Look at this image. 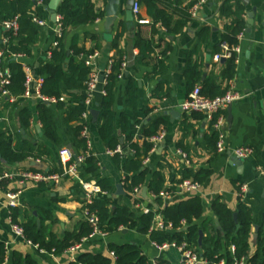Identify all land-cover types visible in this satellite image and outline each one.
<instances>
[{"label":"crops","instance_id":"crops-1","mask_svg":"<svg viewBox=\"0 0 264 264\" xmlns=\"http://www.w3.org/2000/svg\"><path fill=\"white\" fill-rule=\"evenodd\" d=\"M124 1L121 0L119 12L114 26L110 31L104 29V19H98L94 24L71 30L65 39L67 50L74 34L79 35L80 45L90 48L92 43L83 38L84 32L98 37L99 50L93 59V69L100 75L109 71L110 59L117 57V50L112 43L117 35L119 49L122 52L123 69L117 81L114 92V135L123 140L120 129V116L125 112L131 123L141 121L144 125L158 118H165V129L160 133L162 139L155 141L153 148L145 162V166L151 172L161 171L164 177L165 188L170 190V198L165 202L176 204L192 197H199L203 204V214L198 224L204 223L206 230L212 227V207L216 201H220L231 211H235L239 204L249 208L251 213L250 247L251 253L256 249V239L259 230L264 227V0H240L245 6V26L238 36L239 49L235 53L234 73L231 78L221 79L224 69V61L216 62L214 55L219 52V40L221 33L229 27L233 17L222 18L218 12L223 0H180L182 7L189 10L195 6L197 13L191 21L176 35L167 34L160 23H154L149 16L147 3L140 1L138 14L134 19V30L129 29L122 12ZM168 1V0H164ZM193 3V4H192ZM192 4V5H191ZM95 7L104 12L105 0H95ZM255 8L251 23L248 24V13ZM43 26H38L40 37L34 45L29 57H16L30 69L32 75L31 97L23 102L14 104L8 96H0V127L8 129L13 134L19 129L18 112L24 105L32 112L31 127L28 133L21 129V133L32 141H45L42 128L38 120L36 106L39 99L36 98L35 84L40 79L39 69L50 58V49L56 38L60 36L59 24L49 20L45 6H43ZM139 21H146L139 23ZM201 27H208L209 33L203 42H200L198 32ZM249 29V31H248ZM139 32L141 38L153 41L158 47L154 55L143 60L135 35ZM5 29L0 28V44L4 40ZM171 37V39L169 38ZM165 46L170 49L165 60L166 70L153 80L148 76L155 62L154 57ZM69 53V51H68ZM147 62V63H146ZM188 64L196 65L201 81L196 85L205 88V81L213 78L220 90H232L240 96L233 102L230 112H223V145L222 152L209 147L208 139L213 132L218 134L214 122L203 113H183L181 103L193 89L186 76ZM226 68V64H225ZM130 81L136 82L138 92V108L130 111L126 108V90ZM162 82V97H153L154 89ZM102 86L98 85L94 91L87 118V134L90 139L88 153L99 161V173L101 177H109L114 183V189L109 195H113L116 184L122 183L123 173L113 162L114 153H107V149L100 142L98 128L101 122L100 100L102 98ZM68 103L65 90L60 98ZM17 103V102H16ZM54 110V117L59 133L65 137L62 121L65 111L56 108V101H49ZM76 103V102H74ZM96 104L98 105L96 107ZM97 109L99 115L94 122L90 111ZM175 113V114H172ZM230 116V120L228 118ZM40 128V132L37 130ZM142 126V125H141ZM142 128V127H141ZM141 131V129H140ZM218 140V138H217ZM134 142H140L133 139ZM120 142V141H119ZM217 143V141H216ZM68 145V144H67ZM67 145L65 146L67 148ZM240 147H250L253 153L250 157L241 159L238 163L234 150ZM52 155L45 160H33L19 164H9L0 156L1 170L29 171V167L41 170L43 173H57L61 170L59 162V149L51 146ZM116 149V148H115ZM114 149V150H115ZM109 150V151H114ZM180 150L182 154L177 151ZM76 154L74 148L71 150ZM184 155V156H183ZM186 169L193 172L206 171L208 175L199 185L196 191L186 192L180 190L177 183L183 179ZM151 176V174H150ZM94 182V181H91ZM245 186L246 191L241 187ZM19 192V205L21 214L19 222L33 219L49 228L51 232L62 236L65 232L72 231L80 222L85 221L83 215L84 192L79 180L65 177L58 184L47 182L32 183L20 182L17 178L5 179L0 184V243L5 247V261L3 264H14L16 258H29L35 264H69L75 262L82 253H94L106 255L110 244H134L141 250L148 263L164 259L170 264H181L183 258L176 247H169L159 251L151 241L148 234H142L136 230L121 228L113 233H93L85 238L81 244L73 249L60 254H50L39 250L23 237L16 235L12 229V208L8 206L7 191ZM109 198L120 205L142 210L147 207L146 200L141 196L128 193ZM145 202H136L138 197ZM149 198V195L147 193ZM160 215V214H158ZM38 225V224H37ZM258 227L257 229L255 227ZM205 234H203V237Z\"/></svg>","mask_w":264,"mask_h":264},{"label":"trees","instance_id":"trees-1","mask_svg":"<svg viewBox=\"0 0 264 264\" xmlns=\"http://www.w3.org/2000/svg\"><path fill=\"white\" fill-rule=\"evenodd\" d=\"M48 1L0 0V21L18 17V29L16 31L5 30L4 40L0 44V51L3 53L2 65L9 72V83L5 89L8 91L9 97L16 98L14 104L23 102L25 99L22 94L25 90L26 72L25 64L20 59L13 61L11 58L14 56L29 57L32 54L33 47L40 37L34 18L42 20L43 6ZM137 1L147 3V12L154 23H160L170 35L180 33L192 19L189 6L182 7L180 0ZM218 12L222 18L233 17L230 26L226 27V31L224 29L220 35L219 47L222 42L234 47L238 44V36L243 32L245 26V6L240 0H223ZM57 15L60 17V36L56 38V45L50 49L48 62L41 66L38 71L42 79L39 92L46 99H55L56 108L65 111V117L62 121L65 137L58 131L54 110L50 103L40 100L36 110L45 141L35 142L21 133V129L28 133L32 119L31 110L24 105L18 112L19 129L14 134L8 129L0 127V156L5 162L12 165L23 163L28 159L45 160L52 155L51 146L61 150L67 144H71L76 153L75 156L83 157V163L79 167V178L84 182L94 181L102 191L110 194L115 183L109 177H101L98 172L99 161L95 156L88 153L87 139L82 135V130L88 125L83 114L89 111L84 100L87 97L86 88L91 72V68L85 64V61L86 57L99 50L98 37L84 32L83 38L92 43L90 48L80 45L78 34L73 35L68 50L65 44V39L71 30L94 24L98 19L103 18L104 12L95 7V0H62L58 6ZM208 33V27L200 28L198 32L200 42H203ZM120 36V34L117 35L112 43L113 48L117 50V57L110 59V70L105 74V83L102 86L104 95L100 100L101 122L98 128V137L107 150H114L117 146L121 147L122 153H114L113 162L123 173V188L126 192L133 193L135 189L140 192L143 187H146L149 195V201H146V204L150 211L143 213L141 210L120 205L111 201L107 196L98 197L92 203H86L83 200V208H87L91 214L98 218L97 230L102 233H113L121 228H128L142 234H148L151 241L159 245L174 243L179 246L185 243L199 258L212 264L218 263L221 259H225L226 263L230 264L234 258L238 260L245 258L251 264H264V227L259 230L256 249L251 253L249 240L252 224L251 213L245 205L239 204L235 211H231L225 204L216 201L212 207V227L206 230L204 223L198 224L203 214V204L199 197L195 196L176 204L165 203L158 197L160 192L164 190L170 192V190L165 188L161 171L151 172L145 166V160L154 146L151 138L159 135L165 129V118H158L144 125L141 121L131 123L128 115L122 112L120 129L123 142L120 143L114 135L112 106L115 87L123 69L122 52L118 45ZM135 42L143 60L154 55L155 48L158 47V43L155 45L153 41L141 38L139 32L135 35ZM169 49V46H165L154 57L155 62L151 65L149 80L162 75L166 70L165 60ZM234 61V52L229 58L224 59L222 80L233 76ZM186 76L193 87L201 81L196 65L188 64ZM162 85V82L158 83L154 89L153 97L160 98L163 96ZM2 90L3 88L0 87V96ZM64 90L68 96V103H64L60 99ZM138 92L136 82L130 81L126 90L125 103L126 108L130 111H135L138 108ZM225 92L220 90L213 78L206 80L205 88H201V93L209 98L223 95ZM139 124L142 125L137 138L140 142H134L136 132L134 126ZM216 141L217 134L213 132L208 139L209 147L213 150ZM73 161L71 160V162ZM28 169L37 173L41 172V170H36L33 167ZM183 175V179H191L201 184L208 172H193L186 169ZM136 202L143 203L145 201L139 196ZM20 214V209L12 208V224L22 229L26 241L37 246L39 250L50 254L68 251L95 233L93 225L85 220L80 222L72 231L58 236L51 232L42 220L39 226L37 222L29 218L25 222H19ZM156 214H160L164 223L171 226V231L153 230L149 232ZM234 214L236 220H234ZM200 231L205 236L199 244ZM231 246L234 247L233 253L230 251ZM5 256V247L0 243V264L4 263ZM14 264H35V262L29 258H16ZM69 264H148V261L138 246L127 243L122 245L110 244L106 255L82 253L75 262ZM156 264L170 263L164 259H158Z\"/></svg>","mask_w":264,"mask_h":264},{"label":"built area","instance_id":"built-area-1","mask_svg":"<svg viewBox=\"0 0 264 264\" xmlns=\"http://www.w3.org/2000/svg\"><path fill=\"white\" fill-rule=\"evenodd\" d=\"M204 0H201L203 2ZM197 7L198 5L193 6L190 10L189 13L191 17H195L197 13ZM140 4L136 0L133 4L132 7V12L134 16H136L139 12ZM59 19L60 17L57 16V23L59 24ZM34 21L36 22L37 25L43 26L45 22L43 20L34 18ZM146 21H139V23H143ZM0 28L5 29V30H13L16 31L18 29V17H14L13 19L10 20H4L0 21ZM60 30V29H59ZM240 36V35H239ZM53 45H56V42H54ZM239 49L237 46L231 47L228 43L222 42L220 43V52L216 53L214 55V60L216 62H219L221 59H226L231 56L232 52H238ZM97 55L96 52H94L92 55H89L86 57L85 64L91 68V72L89 73L88 77V82H87V88H86V93L87 97L84 100V104L87 106V108L90 107L94 91L96 87L100 85H104L105 83V75H104V80L102 82L99 81V74L95 72V70L92 68L93 67V59ZM3 61V53L0 51V87L3 88L2 90V95L3 96H8L9 93L5 89L6 85L9 83V72L7 69H5L2 65ZM25 72H26V82H25V90L24 93L22 94V97L27 99L31 97V87H32V75L30 73L29 67L26 65L24 66ZM109 70H110V64H109ZM109 72V71H108ZM107 72V73H108ZM42 84V79L40 78L36 84H35V90H36V98L41 100V101H54V99H46L43 96H41L39 90ZM101 93L104 95V91L102 90ZM12 101H15V97H10ZM240 99V96L233 92L232 90L226 91L223 95L216 96L214 98H209L206 97L201 93V86L200 85H195L191 92L187 95V98L181 103L180 109L183 113H203L206 115V117L209 120H214V127L217 130V143H216V151L222 152L224 150V145H223V132H222V125H223V112L230 106L232 105L233 102L237 101ZM89 116V111L85 112L83 114V118L87 120ZM135 134H134V139L138 138V134L141 129V125H135ZM82 135L87 139V145L88 147L90 146V139L87 134V129L84 128L82 130ZM162 139V134H159L151 140L153 142L159 141ZM179 154H182L180 150L177 151ZM234 155L238 159H245L248 158L252 155L253 150L250 147H240L236 148L234 151ZM107 153H118L121 154L122 150L120 146H117L114 151H107ZM184 156V155H183ZM71 160H74L71 162ZM147 160V159H146ZM145 160V162H146ZM59 162L61 165V170L60 172L57 173H43V172H33V171H21V170H1L0 169V184L5 180V179H15L17 178L20 182L24 181H30L34 184L39 183V182H47V183H52V184H58L63 178L68 177V178H73L76 180H79L82 189L84 192V198L83 200L86 203H92L94 200H96L98 197H106V192L102 191L96 184L95 182H84L79 178V167L83 163V157H78L75 156L70 150H68L66 147L61 149L59 151ZM199 183L191 180V179H183L181 180L177 186L180 190H184L186 192H192L196 191L199 188ZM241 190L244 192L246 191V187L242 186ZM133 194L138 195L139 190L135 189ZM158 197H160L163 202H166L170 198V193L167 190H164L159 193ZM6 198L8 199V206L10 208L13 207H18L19 205V192L16 191H7L6 192ZM143 213H148L150 211L149 208L144 207L141 210ZM83 215L85 217V220H87L91 225H93L95 229V233L99 232L97 230V223H98V218L94 215L91 214L87 208H83ZM12 229L14 233L20 237H23V231L21 228L17 227L16 225L12 224ZM171 226L166 225L163 221V218L161 215L156 214L154 216L153 222L149 228V232L153 230H164V231H171ZM24 238V237H23ZM30 243V242H29ZM153 245L159 250L163 251L168 249L169 247H176L183 258V261L181 264H208L209 262L205 261L202 258H199L197 254L191 249L186 246L185 243L177 246L174 243H163L161 245L156 244L153 242ZM75 248V247H74ZM73 249V248H72ZM230 251L233 253L234 252V247H230ZM148 264H156V262H151ZM216 264H227L225 259H221L218 263ZM230 264H251L249 261L245 258L241 259H233V262Z\"/></svg>","mask_w":264,"mask_h":264},{"label":"water","instance_id":"water-1","mask_svg":"<svg viewBox=\"0 0 264 264\" xmlns=\"http://www.w3.org/2000/svg\"><path fill=\"white\" fill-rule=\"evenodd\" d=\"M62 0H49L48 3L45 5V9L47 11V13L49 14V20L52 22V23H57V9H58V6L59 4L61 3ZM136 0H125L124 1V8L122 10V12L125 14V21L127 22V26L129 27V29L131 30H134L135 26L133 24L134 22V19H135V16L132 12V7H133V4ZM245 1V0H243ZM120 2L121 0H105V7H104V16H105V19H104V29L106 31H110L112 29V27L114 26V23L117 19V14L119 12V7H120ZM255 12V8L252 9V12L248 13V24L251 23V20H252V17H253V14ZM249 31V29H248ZM171 39V37H169ZM11 60L15 61L16 60V57H12ZM221 62L224 61V59H221L220 60ZM104 80V75H100L99 76V81L102 82ZM49 101H46V103H48ZM98 105L96 104V107ZM227 110L230 112L231 110V105L227 108ZM90 114H91V117L93 119V121L95 122L97 120V117L99 115V111L97 109H92L90 111ZM172 114H175V113H172ZM176 115V114H175ZM230 120V116L228 118V121ZM37 130L38 132H40V128L39 126H37ZM120 143L123 142L122 139L119 140ZM67 149L68 150H72V145L71 144H68L67 145ZM238 163H242V160L241 159H237ZM116 190L114 192L113 195H109V198H113L115 196H118V195H123L124 194V191H123V186L121 183H118L116 184ZM141 196L143 197L144 200L146 201H149V198L147 196V188L146 187H143L142 188V191H141ZM234 220H236V215L234 214ZM38 226L40 225L39 222H37ZM256 229L258 228L257 226L255 227ZM203 239V232L200 231L199 232V244L201 243ZM208 264H212V263H208Z\"/></svg>","mask_w":264,"mask_h":264}]
</instances>
